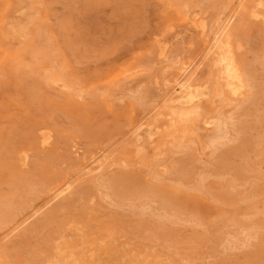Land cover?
<instances>
[{
  "label": "rangeland",
  "instance_id": "obj_1",
  "mask_svg": "<svg viewBox=\"0 0 264 264\" xmlns=\"http://www.w3.org/2000/svg\"><path fill=\"white\" fill-rule=\"evenodd\" d=\"M234 1L0 0V264H264V0Z\"/></svg>",
  "mask_w": 264,
  "mask_h": 264
},
{
  "label": "bare ground",
  "instance_id": "obj_2",
  "mask_svg": "<svg viewBox=\"0 0 264 264\" xmlns=\"http://www.w3.org/2000/svg\"><path fill=\"white\" fill-rule=\"evenodd\" d=\"M243 1L244 0H235L234 2H233V4L235 3V5H237V7H236V10L238 9V8H240L241 6H242V4H243ZM260 2V1H259ZM263 4V3H262ZM257 7V6H256ZM234 15H235V13H234ZM253 16V15H252ZM261 18V17H260ZM230 20H232V18L230 19ZM227 23V22H226ZM225 23V24H226ZM217 24V23H216ZM225 26V25H224ZM216 28V27H215ZM224 28V27H223ZM205 29V28H204ZM223 30V29H222ZM221 30V31H222ZM234 31V30H233ZM220 34L221 33H219L218 35L220 36ZM231 35V34H230ZM222 36H223V38H221V40H219V41H217V44H215V47L217 48H215L214 47V49H216L217 51H218V55L220 56V57H218V58H220L219 60H221V62H222V64L224 65V68L225 69H223V71L225 72V78L224 77H222V78H224V82L223 81H221V78H220V81L221 82H223L220 86H218L217 88H216V97H218V96H220L221 97V95L223 94V93H226V94H228L229 92L231 93V95H232V93H233V95L235 94H237V93H239L241 90H242V88H243V85H246V84H243V82H242V79L243 78H241L242 76V73H241V71L239 72V68L237 67V64L234 62V60L232 59V58H234L232 55L233 54H231L230 56H232V58L229 56V53H231L230 51L233 49H231L230 48V42H229V34H228V31L226 30V28L222 31ZM221 36V37H222ZM232 37V36H231ZM215 39H217V38H215ZM233 39H235V38H233ZM215 41V40H214ZM213 41V42H214ZM213 45V44H212ZM217 45V46H216ZM240 47V46H239ZM229 49H231L230 51H229ZM234 51H236L235 49H233ZM232 50V51H233ZM238 50V49H237ZM207 52V51H206ZM238 53V52H237ZM4 54H6V53H4ZM215 55V54H214ZM217 55V56H218ZM234 55H236V54H234ZM238 55V54H237ZM215 57H216V55H215ZM245 57H246V55H245ZM216 61V60H215ZM203 62V61H202ZM217 62H218V59H217ZM216 62V63H217ZM219 65H220V67H221V64L219 63ZM196 66V65H195ZM200 66H201V64H200ZM217 66V65H216ZM240 66V65H239ZM199 67V66H198ZM223 67V66H222ZM195 68V67H194ZM197 69V68H196ZM192 71V70H191ZM223 73V72H222ZM240 73H241V75H240ZM191 79H192V75H190L189 76V74H188V76H186V80L185 81H182L180 84H178V88H177V90L174 92V95L172 96V98L170 99V103L171 102H173L174 100H176L177 99V104L178 103H180V104H191V102L192 101H194L195 100V97H197V94L199 93H197L196 94V91H195V95H193V93L191 94V89H192V92H194L193 90H194V88L195 87H193L192 88V85H191ZM184 80V79H183ZM246 81V80H245ZM211 86V85H210ZM248 90V89H247ZM223 92V93H222ZM243 92V91H242ZM244 93V92H243ZM243 93H239V95H241V94H243ZM247 93H248V91H247ZM245 94H246V92H245ZM194 97H193V96ZM244 95V94H243ZM213 97H214V95H212ZM228 96H230V94L228 95ZM245 96V95H244ZM230 97H232V96H230ZM229 97V98H230ZM236 97V96H235ZM239 97V96H238ZM215 98V97H214ZM219 98V97H218ZM249 98V97H248ZM194 99V100H193ZM198 99V98H197ZM196 99V100H197ZM213 99V98H212ZM226 99V98H225ZM228 99V98H227ZM239 99V98H238ZM165 100V99H164ZM230 100V99H229ZM233 100V99H232ZM139 101V100H138ZM226 101V100H225ZM249 101V100H248ZM169 104V103H168ZM172 104V103H171ZM221 104V103H220ZM229 104V103H228ZM139 105V104H138ZM199 106V105H198ZM227 106V105H226ZM141 107V106H140ZM219 107V106H218ZM229 106H227V108H228ZM148 108H150V107H148ZM197 107H195L194 109H196ZM194 109H192L191 108V110H192V112H195V110ZM159 110H160V108H159ZM167 110V109H166ZM165 110V111H166ZM181 110H183V109H180V111ZM185 110V109H184ZM194 110V111H193ZM170 111V110H169ZM172 111H174L173 109H172ZM171 111V112H172ZM188 111H189V109H188ZM199 111H200V109H199ZM157 112V111H156ZM179 112V111H178ZM178 112H177V114H178ZM182 112V111H181ZM189 112H191V111H189ZM188 112V113H189ZM197 112V111H196ZM219 112V111H218ZM227 112V111H226ZM172 113H174V112H172ZM183 113V112H182ZM181 113V114H182ZM188 113L186 112L185 114H187L188 115ZM202 113V112H201ZM158 114V113H157ZM174 114H176V112L174 113ZM197 113H195V115H196ZM203 115H204V113H202ZM154 115V114H153ZM166 115V114H165ZM180 115V114H179ZM178 115V116H179ZM186 115V116H187ZM191 115V114H190ZM169 116H171V115H169ZM184 116V115H183ZM199 116H201V115H198V117ZM153 117V116H152ZM187 117H190L189 115L187 116ZM192 117V116H191ZM195 117V116H194ZM193 117V118H194ZM164 118V117H163ZM163 118H162V120H163ZM170 118V117H169ZM168 118V119H169ZM172 118V117H171ZM180 118H181V115H180ZM197 118V117H196ZM185 119V121H186V118H183V120ZM187 119H189V118H187ZM192 119V118H191ZM217 120H216V122L218 121V118H216ZM173 120V119H172ZM171 120V121H172ZM201 120V119H200ZM215 120V119H214ZM164 121V120H163ZM170 121V122H171ZM175 121V120H174ZM173 121V122H174ZM188 121H190V119L188 120ZM151 122V121H150ZM165 122V121H164ZM172 122V123H173ZM147 123H148V121H147ZM171 123V124H172ZM176 123V122H175ZM181 123H184V122H181ZM187 123V122H186ZM191 123H192V121H191ZM152 124V123H151ZM150 124V125H151ZM163 124H165V123H163ZM170 124V125H171ZM174 124V123H173ZM178 124V123H177ZM180 124V123H179ZM185 124V123H184ZM183 124V125H184ZM189 124V123H188ZM218 125H219V123H217ZM168 125V124H167ZM139 126V125H138ZM177 126H180V125H177ZM221 126V125H220ZM141 127H143V126H140L138 129H137V132L138 131H140L141 130ZM187 127H189L188 125H187ZM186 127V128H187ZM194 127V126H193ZM219 127V126H218ZM172 128V127H171ZM174 128H176L175 126H174ZM173 128V129H174ZM185 128V127H184ZM184 128H183V130H184ZM217 128V127H216ZM189 130H190V127L188 128ZM219 129V128H218ZM168 130H170V129H168ZM179 130V129H178ZM214 130H217V129H214ZM177 131V130H176ZM186 131V130H185ZM170 131H168V133H169ZM189 132V131H188ZM191 132H192V130H191ZM217 132L220 134V132H219V130H217ZM223 132V131H222ZM141 133V132H140ZM167 133V134H168ZM171 133H173V132H171ZM176 134V133H175ZM184 134V133H183ZM189 134H190V132H189ZM188 135V134H187ZM223 135H224V133H223ZM222 135V136H223ZM178 136V135H177ZM177 136L175 137V138H177ZM185 136H186V134H185ZM222 136H220V137H218V138H221ZM163 137V136H162ZM189 138L191 137V134H190V136H188ZM138 139H140L139 137H137ZM193 138V137H192ZM218 138H216V140H218ZM215 139V138H214ZM188 140V139H187ZM194 140V139H193ZM215 140V141H216ZM210 141H211V139H210ZM157 142V141H156ZM191 142H193V141H191ZM220 142V141H219ZM174 145V144H173ZM119 146V145H118ZM124 146H125V144H124ZM176 146V145H175ZM130 148V147H129ZM146 149V148H145ZM131 150V149H130ZM152 151V150H151ZM150 153V152H149ZM152 153V152H151ZM115 154V153H114ZM117 154V153H116ZM144 154V153H143ZM146 154H148V153H146ZM145 154V155H146ZM108 155V154H107ZM120 155H121V153H120ZM158 155V154H157ZM127 157H128V155H126ZM125 156V157H126ZM152 156V155H151ZM162 156V155H161ZM88 157V156H87ZM91 156H89V158H90ZM129 157H130V155H129ZM132 157V156H131ZM130 157V158H131ZM146 157V156H145ZM144 157V158H145ZM120 158H121V156H120ZM130 158H129V160H130ZM108 159H110V158H108ZM111 159H113V158H111ZM116 159H118L117 157H116ZM148 159V158H147ZM152 159V158H151ZM124 160V159H123ZM133 160H135V159H133ZM132 160V161H133ZM97 161V160H96ZM137 161V160H136ZM141 161V160H140ZM98 162V161H97ZM128 162V161H127ZM134 162V161H133ZM122 163V162H121ZM127 164V163H126ZM156 164V163H155ZM93 165V164H92ZM103 166V165H102ZM101 166V167H102ZM114 166V165H113ZM142 167H143V165H142ZM144 168V167H143ZM164 168V167H163ZM101 169V168H100ZM160 169H161V167H160ZM99 170V169H98ZM162 173H163V171H162ZM201 184V183H200ZM69 186V185H68ZM64 187L65 186H60L59 188L57 187V191H56V197H58V196H60L62 193H64L67 189H69V187H65V189H64ZM144 211V210H143ZM70 226V225H69ZM199 228V227H198ZM17 228H15V230H16ZM242 233V232H241ZM83 234V233H82ZM107 234V233H106ZM206 234V233H205ZM243 234V233H242ZM108 235V234H107ZM109 236V235H108ZM72 237V236H71ZM233 238V237H232ZM251 240H253V238L251 239ZM62 241H63V239H62ZM100 241V240H99ZM101 242V241H100ZM105 243V242H104ZM57 246H59L60 247V244L59 245H57ZM62 246V245H61ZM94 246H95V244H94ZM242 246H243V244H242ZM61 248H63V247H61ZM60 248V249H61ZM60 249H58V251H57V253L58 252H60L59 250ZM84 249V248H83ZM64 250V249H63ZM69 252V251H68ZM56 253V252H55ZM61 253V252H60ZM94 254V253H93ZM56 255V254H55ZM59 255V254H58ZM62 255V254H61ZM61 255H59V256H61ZM57 256V255H56ZM63 256V255H62ZM73 256V255H72ZM76 256V255H75ZM77 257V256H76ZM70 258V257H69ZM69 258L68 259H65V258H63V259H65V260H67V261H69ZM54 259V258H53ZM70 259H73V257H71ZM80 259V258H79ZM64 260V261H65ZM75 260V259H74ZM74 260H72V262L74 261ZM55 261V260H54ZM57 261V260H56ZM58 261H59V259H58ZM77 261V260H76ZM82 260L80 259V261H77V262H81ZM60 262H62V261H60ZM71 262V261H70ZM83 262V263H82ZM81 263L82 264H86V261H82ZM48 263V262H47ZM46 263V264H47ZM55 263V262H54ZM20 264V263H19ZM59 264H61V263H59ZM66 264H70L69 262H67ZM72 264H75V261H74V263H72Z\"/></svg>",
  "mask_w": 264,
  "mask_h": 264
}]
</instances>
